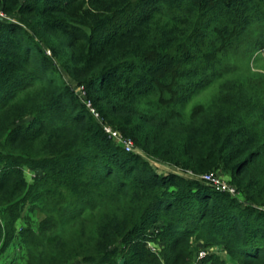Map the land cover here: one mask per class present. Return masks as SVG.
Here are the masks:
<instances>
[{
    "label": "trees",
    "instance_id": "obj_1",
    "mask_svg": "<svg viewBox=\"0 0 264 264\" xmlns=\"http://www.w3.org/2000/svg\"><path fill=\"white\" fill-rule=\"evenodd\" d=\"M0 13L1 264H264V0Z\"/></svg>",
    "mask_w": 264,
    "mask_h": 264
},
{
    "label": "built area",
    "instance_id": "obj_2",
    "mask_svg": "<svg viewBox=\"0 0 264 264\" xmlns=\"http://www.w3.org/2000/svg\"><path fill=\"white\" fill-rule=\"evenodd\" d=\"M0 16L6 18V16L3 13H0ZM105 129L116 141H118L124 146L126 151H132L134 149L133 142L131 140H127L123 138L122 135L117 130L107 125H105ZM196 177L201 178L205 182L212 184L218 190L229 192L233 196H237L239 194V191L236 186L229 183L226 179H224L221 175H218L216 172L204 173ZM205 253H206L205 250L200 251L198 259L203 258Z\"/></svg>",
    "mask_w": 264,
    "mask_h": 264
},
{
    "label": "rangeland",
    "instance_id": "obj_3",
    "mask_svg": "<svg viewBox=\"0 0 264 264\" xmlns=\"http://www.w3.org/2000/svg\"><path fill=\"white\" fill-rule=\"evenodd\" d=\"M256 58H257V64L255 62L252 64V66H254L255 68H258V69H264V51L261 54H258ZM151 163L153 164V166H155V168L157 167L161 173H167L170 171L179 172V169H177L175 167H169L168 165H164V164H162V163H160L154 159H151ZM225 179L228 180V178L226 176H225ZM9 250H12V249H9ZM202 250L203 249H201V251Z\"/></svg>",
    "mask_w": 264,
    "mask_h": 264
}]
</instances>
